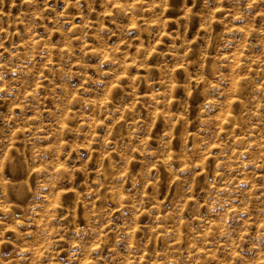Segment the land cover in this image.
<instances>
[{
	"label": "clouds",
	"instance_id": "obj_1",
	"mask_svg": "<svg viewBox=\"0 0 264 264\" xmlns=\"http://www.w3.org/2000/svg\"><path fill=\"white\" fill-rule=\"evenodd\" d=\"M3 249L264 264V0H0Z\"/></svg>",
	"mask_w": 264,
	"mask_h": 264
},
{
	"label": "rangeland",
	"instance_id": "obj_2",
	"mask_svg": "<svg viewBox=\"0 0 264 264\" xmlns=\"http://www.w3.org/2000/svg\"><path fill=\"white\" fill-rule=\"evenodd\" d=\"M97 9L99 10V5H97ZM20 11H21V9L17 8V10L14 11L12 15L13 16H18L20 14ZM72 14L75 15V10L72 11ZM177 15H179V13L176 12V11H173V13L166 14V19H167V21H168V23L170 25V29L171 30H174L175 27H176L174 21H175V18H176ZM223 15H224L223 14V9H220L217 12V19L213 21V33L216 34V35H219L220 33H223V32L226 31L225 25L222 22ZM92 18H94V17H92ZM79 20H80V17L79 16H75L74 22H79ZM5 26H8V25L6 24ZM22 27H23V25L17 24L15 26H13L11 30L15 31V30L20 29ZM197 27H198V25H197ZM235 27H237V25L234 24L233 28H235ZM239 35L240 34L238 32H234L233 33V37L234 38H239ZM54 37L58 38L59 34L58 33L54 34ZM89 43H91V40H89ZM166 43H167V40H166ZM157 47L161 48V49L163 48L162 45H157ZM235 51H236L235 47H229L227 50H221V54H222V56L227 57L229 54H231V53H233ZM245 51H247V49H245ZM253 51H255V49H253ZM213 55H215L214 51H213ZM141 71H143V70H141ZM46 104L50 106V102L46 101ZM17 111H18V109H17ZM213 151H215V149H213ZM209 159L211 160L212 157H209ZM259 175H261L260 172L257 173V177H259ZM201 183H202V181H201ZM128 186L130 187V185H128ZM208 187H212V185H208ZM217 187L220 188V187H222V185H217ZM196 192L198 194V197L201 199V204H203V202H204L203 201V197L205 195H207V194L203 191L202 187H197L196 188ZM189 203H191V201H189ZM201 212L205 213L206 212V208L202 207L201 208ZM114 215L118 216L119 213H114ZM140 222L146 224L148 221H147L146 217H141L140 218ZM197 223H198V220L195 217H193V225H196ZM238 224H239V221H236V220L232 221V226L233 227L238 226ZM253 227L255 229H259L261 227V224L257 223ZM182 231H187V229H182ZM151 247H153V248L162 247V242H154L153 245H151ZM245 247H247V245H245ZM8 251H9V249L0 250V254H5L6 255ZM199 251L200 250H198V254H199ZM61 255H63V253H61ZM246 255L251 256L252 253H246Z\"/></svg>",
	"mask_w": 264,
	"mask_h": 264
}]
</instances>
